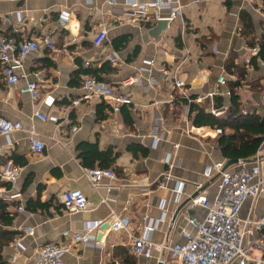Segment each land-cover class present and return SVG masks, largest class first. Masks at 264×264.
I'll list each match as a JSON object with an SVG mask.
<instances>
[{"label":"crops","instance_id":"crops-1","mask_svg":"<svg viewBox=\"0 0 264 264\" xmlns=\"http://www.w3.org/2000/svg\"><path fill=\"white\" fill-rule=\"evenodd\" d=\"M117 1L124 7V0ZM171 1L181 7L182 14L169 23L164 33L153 36L150 32L155 22L117 21L108 12L107 0H94L92 4L86 0H0V36L24 39L50 35L57 46V51L41 49L29 54L23 63L27 78L16 87L5 84L0 62V116L19 121L26 129L33 126L46 144L45 151L37 155L31 153L25 131L12 133L10 140L0 137V169L11 157L21 171L12 191L22 197L9 207L15 215L10 230L17 232L15 239L22 236L26 257H33L40 245L62 242L64 230H81L85 222L104 220L111 211L141 233V216L159 217L162 198L168 200V219L173 220H167L152 237L156 241L168 236L178 240L177 225H185L190 215L205 213L194 207L190 198L198 194L211 197L217 192L218 178L207 181L202 176L205 166L229 161L217 143L221 132L217 127L194 123L195 113L190 115L187 105L190 108L195 104L208 114L211 108L225 106V112L216 118H226L230 94L206 97L218 90V80L225 76L226 84L220 85L221 90L230 92L234 88L242 113L264 118V59L255 58L254 54V49L258 52L264 42V0ZM61 14H67L66 22L60 19ZM102 28L107 29V38L97 46L94 38ZM114 56L118 58L115 66L110 61ZM82 69L97 71L117 95H127L132 104L122 105L118 112L97 98L71 106L85 92L83 77L91 76L79 75ZM174 75L187 84V94L193 102L176 90ZM130 77L136 81L124 85L123 81ZM27 81H36L42 97L54 98L53 105L33 101L29 94L22 93ZM198 98L203 99L195 101ZM218 103L223 105L217 106ZM36 112L57 120L42 121L34 117ZM192 126L203 128L206 134H188L186 130ZM154 137L159 138L157 147L153 146ZM89 144L110 154L113 161L109 169L117 175L115 180L105 178L99 189L93 188L82 173V158L89 151ZM142 149H147L146 156L141 154ZM167 154H173L178 164L169 186H174L177 179L186 182L185 193L180 197L157 188V181L167 168ZM258 158L264 160V142L246 163ZM97 160L89 158L85 162L98 165ZM199 184L202 187L198 192ZM149 185L152 194L140 196L139 188ZM73 189L86 195L88 210L68 213L63 209L61 196ZM35 201L45 207L26 209L25 213L17 211L18 204L26 208ZM249 216L264 217V195L244 203L241 217ZM26 228H33L34 234H25ZM98 235L102 248L76 245L65 257V263H146L131 252L126 234ZM12 242L5 247L7 259L14 253Z\"/></svg>","mask_w":264,"mask_h":264},{"label":"built area","instance_id":"built-area-1","mask_svg":"<svg viewBox=\"0 0 264 264\" xmlns=\"http://www.w3.org/2000/svg\"><path fill=\"white\" fill-rule=\"evenodd\" d=\"M92 4L94 0H86ZM109 4L108 12L117 21L131 20L140 23H153L157 20L166 19L171 23L177 16L182 14L180 6H174L171 0H151L143 2L140 0H124V7H120L117 0H107ZM152 11V12H150ZM163 11H168V15H163ZM67 14H61L60 19L66 22ZM107 29L102 28L94 38V44L100 46L107 38ZM41 49L57 51L56 42L50 35L43 37H31L17 39L15 37L0 36V62L3 66L2 79L10 87H16L21 79H26L24 74V59L31 53ZM254 54L257 50L254 49ZM186 59L183 60V62ZM112 65H117L118 58H110ZM152 65V61L145 62ZM249 63V60H247ZM167 72V70H163ZM136 78L130 77L123 81L124 85H131ZM219 88L214 93L206 97L213 98L215 95H229V91H222L220 85L226 84L225 76L218 80ZM85 90L80 98H76L70 104L75 107L82 101L92 99H103L113 109L120 111L122 105H131L132 100L124 94L117 95L114 88L106 82L99 81L93 76H85L82 79ZM174 87L181 95L190 99L187 84L176 78L174 75ZM22 93L29 94L33 101L42 100L46 106H52L54 98L51 96L42 97L36 81H27ZM203 98L195 99V101ZM67 111V107L62 108ZM190 110L189 105L186 107ZM225 106L211 108L210 113L215 117H220L225 112ZM35 118L42 121L57 120L55 117H46L39 112L34 114ZM77 128H74L76 130ZM25 131L28 135L29 147L32 154H42L46 149L45 142L40 138L38 131L33 127L25 128L19 121H12L0 116V137L10 140L14 132ZM188 134H206L203 128L192 126L187 128ZM153 146L157 147L159 138L154 137ZM178 148V145H176ZM173 154H167L164 163L167 168L162 175V179L157 181V188L167 190L171 196L185 193L186 182L176 180L174 186L170 187L169 182L174 180L172 171L178 164L175 162ZM225 161H216L207 164L202 176L205 180L218 176L217 192L207 197L197 195L190 198L194 207H200L205 213L200 215H190L186 217L185 225L178 226L179 239L173 240L169 236L161 241L153 239L152 235L161 230L169 217L166 198L159 202V217L142 215L141 233L133 230L130 223L115 211L104 220L87 221L81 230L67 229L61 233L62 242H50L37 247L33 257L24 255L26 246L22 236L17 237L12 242L14 253L7 259L9 264H66L65 257L73 251L76 245L102 248L99 232L126 234L129 240L131 252L139 258L145 260V264H264V217L253 219L252 217H241V209L247 200H255L264 195V160L258 158L253 163L239 162L235 168H226ZM82 173L90 182L91 186L99 189L103 180H115L117 175L113 169H88L82 168ZM21 175L20 168L14 163L11 157L6 158L0 169V181L10 185L7 189L3 187L0 191V200L8 202L20 200L21 193H14L13 187ZM202 184L197 185L199 192ZM140 196L148 197L152 194L151 185L139 188ZM104 201H107L104 199ZM63 209L68 213H81L88 210L89 203L86 195L78 189L67 190L61 196ZM146 207L150 205L145 203ZM17 211L25 213L23 204L17 205ZM28 235L34 234L33 228L24 229Z\"/></svg>","mask_w":264,"mask_h":264},{"label":"trees","instance_id":"trees-1","mask_svg":"<svg viewBox=\"0 0 264 264\" xmlns=\"http://www.w3.org/2000/svg\"><path fill=\"white\" fill-rule=\"evenodd\" d=\"M255 58L264 59V42L259 45ZM78 74H91V76L95 77L97 80L103 81L97 71L82 69ZM239 81L240 79L238 78L235 82V86L238 85L237 82ZM230 96L228 115L224 119H219L211 113H206L203 109L196 107L195 104H191L190 106V115L195 113L194 123L197 125L217 127L221 132L217 139V143L225 159L250 162L264 142V118L256 115H244L240 110L239 96L235 93L233 87L230 90ZM221 105H223V103L217 104V106ZM88 146L89 151L86 153V156L82 158L83 167L88 169L110 168L111 162L113 161L110 159V154L100 151L97 145L89 144ZM141 152L143 156L148 154L147 149H142ZM135 155H137V151ZM89 158L94 160L97 158L99 164L96 165L92 163L88 165L85 160ZM13 161L19 167L14 159ZM1 187L9 189L10 185L0 181V188ZM12 204L14 203L8 202L5 199L0 200V264H7L5 247L8 246L17 235L16 231L10 230L15 219V215L10 212L9 209ZM43 207H45L44 204L40 203V201H35L29 202L25 209L35 211Z\"/></svg>","mask_w":264,"mask_h":264},{"label":"water","instance_id":"water-1","mask_svg":"<svg viewBox=\"0 0 264 264\" xmlns=\"http://www.w3.org/2000/svg\"><path fill=\"white\" fill-rule=\"evenodd\" d=\"M168 25H169V21L166 19L157 20L155 26L151 29L150 33L153 36H159L165 32V30L168 28ZM237 163H239V160H229L225 165V169ZM217 178L218 176H216L214 179H217Z\"/></svg>","mask_w":264,"mask_h":264}]
</instances>
